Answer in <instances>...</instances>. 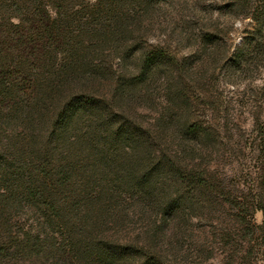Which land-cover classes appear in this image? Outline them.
<instances>
[{
  "label": "rangeland",
  "instance_id": "obj_1",
  "mask_svg": "<svg viewBox=\"0 0 264 264\" xmlns=\"http://www.w3.org/2000/svg\"><path fill=\"white\" fill-rule=\"evenodd\" d=\"M0 264H264V0H0Z\"/></svg>",
  "mask_w": 264,
  "mask_h": 264
},
{
  "label": "trees",
  "instance_id": "obj_2",
  "mask_svg": "<svg viewBox=\"0 0 264 264\" xmlns=\"http://www.w3.org/2000/svg\"><path fill=\"white\" fill-rule=\"evenodd\" d=\"M256 20V19H255Z\"/></svg>",
  "mask_w": 264,
  "mask_h": 264
}]
</instances>
